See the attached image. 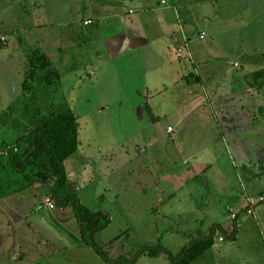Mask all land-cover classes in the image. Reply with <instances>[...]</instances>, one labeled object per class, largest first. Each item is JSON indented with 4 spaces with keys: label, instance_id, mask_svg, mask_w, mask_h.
Wrapping results in <instances>:
<instances>
[{
    "label": "crops",
    "instance_id": "crops-1",
    "mask_svg": "<svg viewBox=\"0 0 264 264\" xmlns=\"http://www.w3.org/2000/svg\"><path fill=\"white\" fill-rule=\"evenodd\" d=\"M15 2L0 0V34L5 37L13 35L8 37V41L16 35H20L24 41L25 36L30 41L34 40L36 46L43 47L45 43L48 45L46 30L52 27L56 33L51 37L52 52L45 54L51 57L52 67L58 73L55 87H64L59 72L66 65H74L76 53L81 55L82 63L88 57L85 54H89L104 65L106 61L112 62L108 72L113 78L132 81L136 96L125 97L121 102L132 111L135 134L145 130L150 134L156 116H173L166 136L169 138L167 145L173 146L174 165L184 166L173 173L179 178L180 186L173 188L165 181L161 185L153 181L155 177L144 176L138 179L139 192L133 195L147 199L146 192L152 194L153 200L145 205L147 214L151 211L155 213V210L162 213L170 207V216L178 217L186 213L198 215V222L203 225L198 235L187 236L190 243L193 237L209 236L215 225L230 229L234 221L231 217L228 221V212L240 216L237 240L220 242L218 234L212 248L194 263L219 264L224 258V264H230L227 257L234 248L237 249L244 232L243 215L253 208V214L256 216L258 213L264 225V202H258L264 196V0H76L75 4L70 0ZM72 4H77V7ZM29 6L35 7V15L43 12L45 6L48 20L40 15L29 22L32 18L25 10ZM15 9L19 10V15L13 12ZM9 14L15 26L6 18L1 20L2 15ZM88 21H92V24L87 26ZM226 21L231 51L217 56L215 50L219 48L222 40L219 36L223 31H217L218 24L224 25ZM20 23L22 26H18ZM41 38L45 40L43 44ZM1 51L0 54H6L9 48ZM7 55L3 61L5 63L13 60L11 54ZM226 57L235 59L228 68L221 64ZM253 58L257 62H253ZM79 67L81 71L76 77L80 79L85 76L88 81L95 79L102 70L93 63L79 64ZM75 69L74 65V72ZM205 105H213L217 115V119L213 116L212 130L204 127ZM169 128H173L172 133ZM188 134L191 142L195 143L190 148L195 151L187 156L183 151L186 147L182 146ZM135 146L136 158L144 161V151ZM219 146V151L229 152L232 159L228 160L227 170L235 174L239 166H250L249 172L242 171L244 180L241 191L238 186H225L230 182L227 174H219L218 180H210L209 174L214 173L218 162ZM167 164L172 168L170 161ZM67 168L70 179L78 186L88 181L90 184L87 187L99 183L100 166L86 150L81 151V147L69 160ZM91 168L98 173L96 178L94 173L90 174ZM200 174L208 176V187L196 185L198 178L202 180ZM163 179L171 180L169 176ZM253 181L261 186L257 193L250 192ZM152 188L156 191L152 192ZM182 195H186L188 201H181ZM252 200L257 201L254 206H251ZM135 205L132 202L128 208ZM179 205L183 207L178 208ZM60 218V215L55 217L56 224L50 229L58 231L57 241L53 244L45 235L43 241H47L56 251L58 248L83 246L85 242L81 231L79 238L73 237L72 233L73 238L62 237L59 231L65 230V223ZM40 245L27 249L28 243L21 241L20 255L8 254L2 259L0 256V264H26L30 257L35 258L32 256L34 251L37 253L36 259L40 260L43 257ZM53 251L47 250L46 255H51ZM237 257L233 264H248L243 254L239 253Z\"/></svg>",
    "mask_w": 264,
    "mask_h": 264
},
{
    "label": "rangeland",
    "instance_id": "rangeland-1",
    "mask_svg": "<svg viewBox=\"0 0 264 264\" xmlns=\"http://www.w3.org/2000/svg\"><path fill=\"white\" fill-rule=\"evenodd\" d=\"M70 1L75 4L76 0ZM13 2L16 4L15 0ZM74 6L77 7V4ZM34 9L35 7H25L28 16L32 18V20L29 19V22H33V17H40V15L44 20H48L45 6L42 9L43 12H37V15L33 13ZM13 12H16L17 15L20 14L18 9L13 10ZM5 18L12 26L16 25L10 14L1 16V20ZM20 25L22 26V23L18 26ZM220 26L221 29H219ZM226 27L227 21L224 25L218 24L217 31L220 33L223 31L219 36L222 38L219 42V48L215 50V53L218 52L217 56L231 51L228 46L229 32ZM46 31L48 33L45 39L48 45L45 43L42 45L43 47L36 46L34 40L30 41L25 36L23 41L20 35H16L8 41V37L13 35L6 34L7 41L5 42L0 39V53L1 50L9 48L8 53L0 54V148L5 147V150H0V193L6 192L0 197L1 259L2 256H8V254L20 255V243L25 241L28 243L27 249H35L34 246L38 247L41 244L39 248L43 252V257L40 260L36 259L37 253L35 251L31 252L35 258L30 257L26 264H107L86 243L83 246H69L61 248V250L57 247L58 250L56 251L47 241H43L44 235L53 244L57 241L58 231L53 232L50 229L56 224L55 217L58 218L59 215L61 222L65 223V230L59 231L62 233V237H71L73 234V237L79 238L78 234L81 229L74 217L73 210L68 209L64 213L58 208L52 212L46 209V200L52 199L54 201L49 196L52 185L49 183L37 184L22 190L27 182L19 176H14L9 167V152L21 136L35 128L44 117L68 109L76 114L80 124L81 151L86 150L92 160L100 166L98 184L95 183L93 186L87 187L90 184L88 181L87 184L83 183L78 186L70 179L71 185L79 189V196L87 207L93 211L105 212L112 219V225L97 235L98 244L104 247L111 258L120 256L132 258L141 249L158 244L168 248L174 254H178L181 248L190 243L187 236L196 235L202 228L203 223L198 222V215L192 216L190 213H186L180 214L178 217L170 216L168 214L172 211L170 207L165 208L162 213L155 210V213L151 211L150 214H147L148 208L145 205L153 200L152 194L147 191L145 196L147 199L134 196L135 193L139 192L138 179L144 176L155 177L153 181L161 183V185L165 181L172 184L173 188L180 186L179 178L173 173L184 166L174 165L175 158L171 153L173 146L167 145L169 138L166 136L168 126L173 123V116H156L150 134L147 130L141 134H135L134 127L136 125L132 122V111L126 108V104L122 105L121 102L125 97L136 96L132 81L125 78H113L112 74L108 72L113 63L106 61L104 65L102 62H97L94 56H89V54H85L88 57H85V61L82 63L81 55L76 53L74 55L75 72L73 70L74 65L72 67L64 66L59 72L64 87H55V78L48 80V77L54 75L53 65L44 70L40 68L46 59L52 62L51 57L45 52L51 54V37L55 36L56 33L52 27ZM1 36L3 35L0 34ZM41 40L43 44L45 40L42 38ZM7 54H11L13 60H8L5 63L3 61L9 56ZM234 60L226 57L221 64L228 68ZM252 61L257 62L254 58ZM88 63L96 64L97 67L101 68L100 74L91 81H88L85 76L80 79L76 77L81 71L79 64L82 66ZM34 66L39 68L36 71V76L31 77L30 74L28 77ZM203 111L204 127H209L212 130L213 118L217 119L214 106L205 105ZM122 123L124 127H122ZM192 144L195 143L191 142V137L188 134L183 142L184 146H182L183 148L186 147V150L183 151L187 156L195 151L190 148ZM135 145L144 151V161L141 158H136ZM220 148L221 146L218 147V158L216 159L218 162L214 168V173L209 174L210 180L212 178L218 180L219 174H227L230 182L225 186H238L237 188L241 191V182L244 180L242 171L249 172L250 166L249 168L239 166L236 173H232L231 170H227L228 160H232L229 152L219 151ZM177 154L180 157L179 153ZM167 161L172 163V168H169ZM170 170V174L174 176L170 177ZM92 173L96 178L98 173H95V168H91L90 174ZM165 176H169L171 180L163 179ZM199 177L202 180L198 178L196 185L208 187V176L200 174ZM183 179L187 181L186 177ZM250 187L251 193H257L261 186L258 182L253 181ZM153 191L156 189L152 188ZM186 192H189L188 188ZM117 193H120L121 196L118 197ZM100 196L101 198H99ZM182 196L181 201H188L186 195ZM132 202L136 203L135 207L128 208ZM137 202H143V204L138 205ZM177 207L182 208L183 206ZM229 209L232 211L231 208ZM250 210L254 211L253 208ZM227 217L228 221L231 219L233 221V218L236 217V222L238 226L240 225V216L230 215L228 212ZM243 218L245 222L242 232H244L237 249L234 248L231 255L227 257L228 262L233 264L237 261V255L241 253L247 257L248 264H264V225L261 223L259 214L257 213L255 216V214L247 212ZM205 219L207 220L206 217ZM230 229L228 228V230ZM219 241L223 242L221 237H219ZM5 249L7 251H3ZM49 249L55 251L48 256L46 252ZM224 261L225 259L222 258L219 264H224ZM138 264H171V262L164 255H160L142 257Z\"/></svg>",
    "mask_w": 264,
    "mask_h": 264
},
{
    "label": "trees",
    "instance_id": "trees-1",
    "mask_svg": "<svg viewBox=\"0 0 264 264\" xmlns=\"http://www.w3.org/2000/svg\"><path fill=\"white\" fill-rule=\"evenodd\" d=\"M88 22L92 24V21ZM43 63L44 65L40 67L43 70L52 66L47 59ZM37 70L39 68L34 66L28 77L30 74L31 77L36 76ZM53 73V77H48V80L58 75L55 71ZM79 132L78 118L71 109L44 117L35 128L17 140L14 148L9 152V167L14 176H19L27 182L22 190L37 184H51L49 196L54 199V201L51 199L56 205L54 210L57 208L61 211L73 210L83 241L107 264H138L142 257L160 255H164L172 264H194L212 248L218 234L224 241L237 240L238 223L235 220L230 230L215 225L209 236L191 238L193 239L191 243L183 247L178 254L158 244L141 249L132 258L126 256L111 258L104 247L97 242V235L112 225L111 217L105 212L93 211L87 207L79 196V189L71 185L67 164L80 150ZM0 150H5V147ZM3 193L6 194L1 192L0 197Z\"/></svg>",
    "mask_w": 264,
    "mask_h": 264
},
{
    "label": "built area",
    "instance_id": "built-area-1",
    "mask_svg": "<svg viewBox=\"0 0 264 264\" xmlns=\"http://www.w3.org/2000/svg\"><path fill=\"white\" fill-rule=\"evenodd\" d=\"M163 3L166 4V2H163ZM86 24H87V25H90L91 22H87ZM0 39H1V41H3V42L7 41V37H5V36H1ZM169 132L172 133V132H173V128H169ZM256 202H257V201L252 200V201L250 202V203H251V206H254V205L256 204ZM258 202H264V196H262V197L258 200ZM45 206H46V209H48L49 211H53V210L56 208L55 202H53L51 199L46 200ZM249 213H250V214H253L254 211H253V210H250ZM235 220H236V217L233 218V221H235ZM221 241H224V239L221 238Z\"/></svg>",
    "mask_w": 264,
    "mask_h": 264
}]
</instances>
